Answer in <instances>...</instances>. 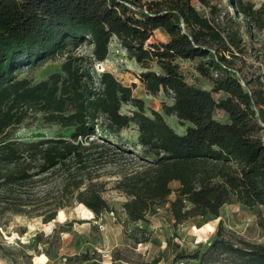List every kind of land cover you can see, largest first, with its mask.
<instances>
[{
  "label": "trees",
  "instance_id": "1",
  "mask_svg": "<svg viewBox=\"0 0 264 264\" xmlns=\"http://www.w3.org/2000/svg\"><path fill=\"white\" fill-rule=\"evenodd\" d=\"M243 25L249 35L263 30L264 6L243 0H0V221L10 214L48 223L74 204L100 217L112 211L102 197V178L113 175L133 224L167 201L172 183L178 185L169 203L176 224L199 218V228L234 202L264 209L258 124L264 70L244 82L233 68L243 52ZM155 32L163 40L154 39ZM113 38L142 70L136 78L146 94L162 92L172 101L162 112L188 124L183 134L160 113L146 115L143 100L132 95L135 84L95 73ZM56 57L63 59L59 72L36 82L20 77ZM179 60H196L194 70L211 90L189 84ZM124 105L132 110L123 113ZM217 111L226 122L215 119ZM37 120L70 134L12 139L23 122ZM126 130L135 138L124 137ZM78 257L99 264L88 253ZM174 261L264 264V244L234 243L219 227L206 243L175 253Z\"/></svg>",
  "mask_w": 264,
  "mask_h": 264
},
{
  "label": "rangeland",
  "instance_id": "2",
  "mask_svg": "<svg viewBox=\"0 0 264 264\" xmlns=\"http://www.w3.org/2000/svg\"><path fill=\"white\" fill-rule=\"evenodd\" d=\"M214 1L219 5L225 2ZM243 1L251 3L255 9L264 6V0ZM244 26L243 52L239 55L240 59L235 60L233 68L247 82L252 73L264 70V29H253L249 35ZM154 39L161 41L163 37L155 32ZM88 51L85 46L80 48L81 53L86 54ZM62 62L61 57H56L33 70L24 69L20 77L35 82L44 80L50 74L59 72ZM195 62L196 60H180L181 72L189 84L210 91L211 83L195 72ZM101 65V69L95 67L96 74L110 72L125 86L135 84L132 95L143 100L146 115L150 116L151 111H156L176 133L185 132L188 124L181 126L175 117H167L162 112L163 103H172L169 98L162 92L156 96L146 94L136 78L142 70L134 60L127 58L126 51L115 38L111 40L108 56ZM249 88L256 89L254 86ZM212 96L215 100L221 97L220 94ZM131 110L129 105L122 106L123 113ZM215 119L226 122L227 116L217 111ZM258 124L263 128L261 135H264V117L258 119ZM59 134L68 137L70 131L61 130L58 126L44 127L40 120L33 123L26 121L17 128L12 139L35 142L51 139ZM123 136L135 138V133L126 130ZM102 180L106 182L102 197L112 211L105 212L100 217H95L78 204L59 210L61 212L58 219L56 216L48 223L41 217L5 216L0 221V264H84L78 259L84 253L91 255L99 264H185L183 261H174L175 253L180 250L190 252L196 244L206 243L219 227L224 238L234 243L243 240L252 244H264L262 208L248 209L234 202L222 209L218 219L199 228V218L176 224L170 213L169 203L174 200L178 185L172 183V193L167 201L155 204L153 215L147 216L143 222L133 224L126 220L123 211L126 196L115 189L119 176H104Z\"/></svg>",
  "mask_w": 264,
  "mask_h": 264
},
{
  "label": "built area",
  "instance_id": "3",
  "mask_svg": "<svg viewBox=\"0 0 264 264\" xmlns=\"http://www.w3.org/2000/svg\"><path fill=\"white\" fill-rule=\"evenodd\" d=\"M95 67H97L96 69H101L102 65L101 64H97V66H95Z\"/></svg>",
  "mask_w": 264,
  "mask_h": 264
},
{
  "label": "crops",
  "instance_id": "4",
  "mask_svg": "<svg viewBox=\"0 0 264 264\" xmlns=\"http://www.w3.org/2000/svg\"><path fill=\"white\" fill-rule=\"evenodd\" d=\"M180 61V60H179ZM139 83V82H138ZM140 84V83H139ZM172 103H170V105H171Z\"/></svg>",
  "mask_w": 264,
  "mask_h": 264
}]
</instances>
